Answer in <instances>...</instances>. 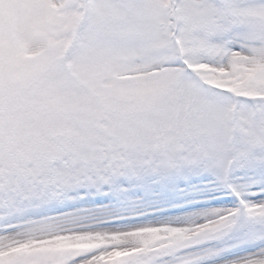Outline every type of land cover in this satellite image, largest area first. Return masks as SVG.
<instances>
[{
  "label": "snow or ice",
  "instance_id": "6c2138e0",
  "mask_svg": "<svg viewBox=\"0 0 264 264\" xmlns=\"http://www.w3.org/2000/svg\"><path fill=\"white\" fill-rule=\"evenodd\" d=\"M0 264H264V0H0Z\"/></svg>",
  "mask_w": 264,
  "mask_h": 264
}]
</instances>
